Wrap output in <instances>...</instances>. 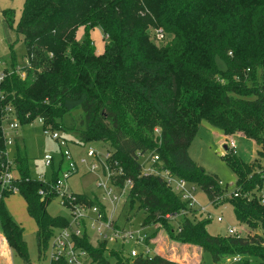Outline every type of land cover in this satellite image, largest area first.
<instances>
[{
  "label": "trees",
  "instance_id": "trees-1",
  "mask_svg": "<svg viewBox=\"0 0 264 264\" xmlns=\"http://www.w3.org/2000/svg\"><path fill=\"white\" fill-rule=\"evenodd\" d=\"M5 19L10 26L12 15ZM94 29L103 36L100 53L91 38ZM16 32L25 66L18 67L12 56L0 79V233L12 252L28 263L23 230L3 203L13 194L9 185L34 221L39 254L67 219L46 211L57 197L53 185L62 160L61 167L52 160L45 183L30 177L17 145L8 160V116L17 127L40 120L43 130L75 132L77 145L107 146L124 172L121 182H132L128 200L145 212L143 227L160 225L174 241L209 253L214 263L235 254L246 258L243 264H264V0H24ZM157 32L163 35L159 45ZM74 110L81 116L67 128L62 118ZM202 122L226 141L240 134L258 147L249 163L229 148L223 157L236 177L229 202L238 224L249 231L245 237L210 235L209 219L180 214L191 212L186 203L160 175L143 173L148 157L157 155L159 171L201 189L210 202L221 198L220 181L188 153ZM5 172L13 175L7 186L1 182ZM74 195L97 203L93 193ZM77 245L93 261L110 264L101 258L104 242L94 247L84 235ZM109 253L116 264H181L160 255L129 259L121 251Z\"/></svg>",
  "mask_w": 264,
  "mask_h": 264
},
{
  "label": "rangeland",
  "instance_id": "rangeland-1",
  "mask_svg": "<svg viewBox=\"0 0 264 264\" xmlns=\"http://www.w3.org/2000/svg\"><path fill=\"white\" fill-rule=\"evenodd\" d=\"M24 0H0V74L9 66L11 57L14 56L17 60L18 67L25 66L24 61V46L21 37L17 35L16 28L22 13ZM9 13L12 15V23L9 26L5 17ZM81 30L77 33V38L81 37ZM91 38L94 42L96 53H100L104 46L102 33L98 29L91 32ZM161 41L155 39V43L161 44ZM220 68H223L221 62H217ZM81 116L80 110H74L66 114L62 118V124L67 128H72L73 124ZM14 121L13 116H8L3 121V126L7 128L8 124ZM9 131L10 140L6 144V155L8 160H12L15 156L16 145L19 151L24 154L28 160L29 175L32 179H37L39 176L45 174L49 179L51 176V169L45 167L43 157L50 155L53 157V163L56 164L60 159L62 150H67L74 158L83 156L87 147H93L99 152L107 149L100 143L87 144L85 146H78L75 144L76 133L72 132L64 135L60 132L62 137L66 138V146L59 148L56 141L45 135L38 120L33 121L28 125L17 127L16 130ZM234 143L233 153L246 163L252 162L257 158V145L240 134L232 135L227 141L223 138L221 133L208 126L206 122H202L195 139L190 144L188 153L190 158L206 173L215 176L221 183L223 196L211 203L205 193L195 188L193 192L195 204L194 210L188 213V217H197L198 219L209 217L205 229L212 236H228L231 229L237 231V235L245 237L249 234L248 229L244 225L238 224L233 208L230 204L231 195L236 191V177L232 170L224 161L225 148H228V141ZM225 147V148H224ZM231 152V151H230ZM97 176L95 174L86 173L85 169L79 171L76 175L71 176L66 182V188L72 193L89 195L96 192L94 180ZM264 196V185L260 192ZM4 207L11 216L13 222L23 230V240L25 242L28 263L23 261L17 254L12 252L11 258L13 264H50L49 258L51 249L48 245L42 248L40 254L37 249V241L35 236L34 221L27 215L25 203L21 195L17 192L9 195L3 200ZM111 214V208L107 205ZM46 211L53 217L69 218L68 211L59 204V197L54 198L46 206ZM112 215V214H111ZM115 225L119 228L129 229V231H139L141 224L146 219V214L139 208L138 203L130 207L129 200L123 196L117 203L115 211L112 215ZM179 216L176 221L181 219ZM220 218L221 222H217ZM157 230V232H156ZM144 233L151 235L149 239V256L162 255L170 258L176 262L184 264H243L246 258L242 261H237V255L230 254L218 263H214L211 255L203 252L198 246L187 243H179L170 238L160 225L151 226L143 229ZM111 233H109L110 235ZM92 246H97V238L93 232H90ZM105 252L106 260L110 264H116V258L109 252H122L126 256L131 250L138 253L144 251L141 245L133 244L129 241L122 245L119 240L113 242H106ZM251 264H256L254 259L250 260Z\"/></svg>",
  "mask_w": 264,
  "mask_h": 264
},
{
  "label": "built area",
  "instance_id": "built-area-1",
  "mask_svg": "<svg viewBox=\"0 0 264 264\" xmlns=\"http://www.w3.org/2000/svg\"><path fill=\"white\" fill-rule=\"evenodd\" d=\"M155 39L161 41L163 40V35L157 32L155 34ZM1 78L2 74H0V79ZM38 121L41 123L40 120ZM8 129L10 131L17 129V122L15 119L8 124L7 128L5 127L3 129L6 144L10 140ZM43 132L52 140L56 141L59 148L66 146V140L63 139L64 137L58 134V132H52L49 129H44ZM154 133L158 134V129H155ZM228 148L234 152L233 149L235 147L231 140L228 141ZM139 157L141 159L145 158V156ZM52 160V156L44 155L43 161L45 167L50 168ZM60 160H62L64 168H60L61 171L53 188L59 197V204L68 211L69 218H67V226L56 229L50 239V264H102L99 261H93L90 254L77 245V242L81 240L84 235L87 236L88 241L91 243L92 236L90 232L95 234L97 246L102 242L106 244V242H113L116 240H119L122 245L127 244L129 241H133V244L143 246L144 251L138 253L135 250H131L125 256L126 258L134 259L137 256L150 257L148 250L150 239L149 235L143 232L145 227L141 224V229L139 231H129V229L117 227L112 218L116 205L120 199L123 196L128 199L129 192L132 188V182L130 179L121 182L124 172L120 166L118 167L117 162L111 158V152L106 149L99 152L93 147H87L83 156H78L73 159L72 155L67 150H62L59 161ZM58 163L56 167H61ZM158 163L159 158L157 155L149 156L147 161L143 164V173L160 175L166 181L167 186L179 196L181 201L186 203L187 209L193 211L195 204L193 192L196 187L184 179L170 175L168 170L159 171L157 167H155ZM82 169H85L86 173L95 174L97 176L94 180L96 192H94L90 198L91 200H96L97 203L90 204L88 200H77L74 195L75 193L73 194L66 188L65 182ZM12 178V173L5 172L1 182L4 186H7ZM37 180L43 183L48 181L45 174L39 176ZM9 186L8 190L13 193L17 192L16 188ZM39 194L43 195L42 191H40ZM107 205L110 206L112 215H108L109 209ZM180 214H186L188 216L186 211H182ZM178 217V215L165 216L167 219H177ZM206 218L209 219L208 216ZM217 222H221V219L218 218ZM109 233L111 234L109 235ZM228 235L235 236L237 235V231L231 229ZM105 252H107L106 249L101 258L107 261ZM237 261H241L240 257H237Z\"/></svg>",
  "mask_w": 264,
  "mask_h": 264
},
{
  "label": "crops",
  "instance_id": "crops-1",
  "mask_svg": "<svg viewBox=\"0 0 264 264\" xmlns=\"http://www.w3.org/2000/svg\"><path fill=\"white\" fill-rule=\"evenodd\" d=\"M223 138L225 139L224 136H223ZM11 255H12V251L7 246L5 239L3 238L2 234L0 233V264H13ZM168 259L171 260L170 258H168ZM171 261L176 262L175 260H171ZM177 263H181V262H177ZM182 264H184V263H182Z\"/></svg>",
  "mask_w": 264,
  "mask_h": 264
}]
</instances>
